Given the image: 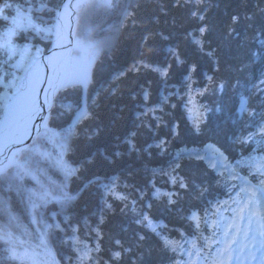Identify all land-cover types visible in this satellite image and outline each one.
Segmentation results:
<instances>
[{
    "label": "trees",
    "instance_id": "trees-1",
    "mask_svg": "<svg viewBox=\"0 0 264 264\" xmlns=\"http://www.w3.org/2000/svg\"><path fill=\"white\" fill-rule=\"evenodd\" d=\"M61 1L5 0L12 7L0 13L9 18H0V33L17 17V6L22 16L31 15L40 28L51 29L56 12L49 9ZM129 1L113 0L110 9L86 4L76 11L75 44L85 39L95 49L91 81L84 91L69 86L58 92L44 122L51 134L48 139L37 137L43 144L40 149L59 155L75 171L62 181L57 170L36 158L34 163L29 156L26 168L35 177L33 182L0 180V264H55L26 225L30 212L13 210L23 188L35 192L36 198L42 189L49 193L47 203L37 199L59 264H79L74 236L80 241L75 247L92 249L91 260L83 264H162L153 236L145 242L136 239L137 232L144 230V222L137 221L148 214L145 203L156 196L174 201L176 205L165 210L168 223L179 227L190 207L199 209L204 203L206 208L208 201L226 199L224 182L201 158L184 157L183 152L194 154L211 143L226 155L229 164L243 171L250 166L256 146L252 137L242 141L248 133L254 142L257 133L264 139L259 132L264 126V92L252 87L264 73V57L260 56L264 46L258 42L264 39V0ZM201 15L204 20L199 19ZM119 16H123L121 21ZM233 17H237L235 22ZM78 26L83 27V39ZM201 26H207L203 36ZM12 41L28 53L9 60L0 51V77H6L0 82V97L11 96L14 89L5 87L7 81L18 85L31 58L46 52L49 35L43 37L28 29L18 31ZM165 69L167 74L162 75ZM241 96L248 101L242 117L237 109ZM67 106L72 107L71 112L66 111ZM78 106L87 118L75 123ZM187 113L196 115L191 124ZM70 127L63 155L56 153L53 142L56 139L58 146L65 145ZM22 157L20 153L18 160ZM9 171L14 175L15 169ZM46 177L48 185L61 184L64 190H49ZM181 182L186 187H180ZM65 192L74 199L63 201ZM10 249L18 259L11 258ZM117 251L121 253L118 259L113 257Z\"/></svg>",
    "mask_w": 264,
    "mask_h": 264
},
{
    "label": "snow or ice",
    "instance_id": "snow-or-ice-1",
    "mask_svg": "<svg viewBox=\"0 0 264 264\" xmlns=\"http://www.w3.org/2000/svg\"><path fill=\"white\" fill-rule=\"evenodd\" d=\"M200 0H197V3H199ZM87 4V7H99V8H105L110 9L114 7L113 0H78V3L75 5H63L64 8L73 7L76 9H84ZM12 5L5 2V0H0V13L3 12L4 8H11ZM31 7V5H29ZM41 7H45V5H41ZM61 5H56L55 9H49L50 11L56 12V25L54 26L56 29L57 35L60 34V26L61 21L63 19V16L65 13H62L59 11ZM193 16H196L197 13L193 12ZM5 21H8V16L2 15L0 16ZM200 20H204V16H199ZM237 20V17H233V21L235 22ZM28 29H31L32 31L39 34L40 32H50L51 29H43L40 28L36 23L33 22V19L31 15H24L22 16L20 12V6H17V17H13L10 21L9 26L0 33V51H3L7 54L8 59L11 60L16 55L26 56L28 53L27 49L21 50L16 47V45L12 41V37L17 34L18 31H26ZM207 31V26H201L199 28V32L203 36L205 32ZM258 42L264 46V39H259ZM195 43L200 44L201 42L199 40H196ZM39 51V50H37ZM92 54L94 55L95 49L90 50ZM208 55H212L211 52L208 53ZM255 56L256 53H253ZM33 62H35V58H31ZM145 67H149V65H144ZM153 71H158L159 69L153 68ZM167 74V69H165L162 72V75ZM6 79V77H0V82H3ZM62 83L66 84H81L86 85L89 82L88 78V68H80L77 72L73 73L70 77L67 78H61ZM51 83V82H50ZM5 87L14 89L15 91L11 96H8L7 94L0 97V106L3 108V112L0 113V155H4L6 151H11L13 146L22 143V138L29 132V121L33 118V116L38 115L36 112V108L40 107L41 110H43L44 107H50L51 101L50 98L46 95L44 105L38 106L33 99V87L31 80H29L27 83H21L17 85L15 81L9 80L7 81ZM252 87L258 91V92H264V79H260L256 84H253ZM145 98H147V93H145ZM248 101L244 96L240 97V105H239V111L241 113L247 112ZM67 112L72 111L71 106L66 107ZM87 118V116L84 115V109L77 107V115L75 118V123H79L81 119ZM43 120L44 117H41ZM75 124H73L72 127H74ZM72 131V128L68 130L67 135H70ZM260 133H264V126H261L259 128ZM67 137H65L66 139ZM248 139H251V135L247 138H245L242 142H247ZM164 142L161 141V144ZM20 152L19 149H16L15 152L12 153V156L7 157V163H5L3 160H0V179H5L8 177H11L13 179H22L25 176L31 175L28 168H26L24 165L17 162V155ZM179 165H177L178 167ZM215 167V165H213ZM10 169H15L14 175L9 171ZM257 171H259L262 175H264V164L260 165L257 168ZM67 174L71 175L73 174V170H67ZM235 178V177H233ZM35 179V177H33ZM176 180L173 178V183H175ZM180 187H186V185L181 182ZM242 192H247L249 189L242 188ZM257 191L260 192V197H256L255 193H253V198H251L249 201L244 202L245 205H256L260 207V213H259V220H257V224L259 225V231L258 235L256 232H253L252 239L255 241L259 238V245L255 247L253 250H251V255L253 259H257V254L259 255L260 264H264V205L260 204V201L264 199V181L261 182V185L257 188ZM35 194H30L29 200L32 203L33 209L37 206L35 204V201L33 200V196ZM49 196V193L44 192L42 193L38 199L47 200ZM122 199L124 197H121ZM61 199L65 202L71 201L74 199L73 196L69 195L68 193H62ZM171 203V200L169 201ZM0 204H3V202H0ZM240 212L244 211V207H240ZM249 211L251 215L249 216V222H252V217L257 215V213L252 212L251 207H249ZM193 218H195V214H193ZM144 221H147V226L151 227L152 222L149 219V217L145 214L142 221H137V223H143ZM58 227V226H57ZM155 231V229H152ZM75 231V229H74ZM224 239L222 241H218V243H222L226 245V247L222 250L224 255H227L230 251H238L234 246L236 245V240H228V237L230 233L228 231L224 232ZM143 239V237H141ZM72 242L74 245V250L77 253V260L79 264H83L85 260H91V252L92 249H89L87 245H84L83 248L75 247L80 243L77 237L72 238ZM117 245H120V241H116ZM170 242L166 241L165 246H169ZM96 251H99V247L95 249ZM175 250V249H173ZM10 255L12 259H18L17 253L15 250L10 249ZM121 256V253L119 251L113 253L114 258H119Z\"/></svg>",
    "mask_w": 264,
    "mask_h": 264
},
{
    "label": "bare ground",
    "instance_id": "bare-ground-1",
    "mask_svg": "<svg viewBox=\"0 0 264 264\" xmlns=\"http://www.w3.org/2000/svg\"><path fill=\"white\" fill-rule=\"evenodd\" d=\"M72 3L73 2L71 0H66L63 5H65V4L72 5ZM59 11L62 13H65V15L63 16V19L61 21L60 34L57 35L56 29L54 27V34H53V38H52V48H50V50H49V47H48L47 48L49 50L48 53L46 55H44V57L41 59L42 60V68H40V82L44 83V84H43V88L40 92V97H39L40 101H38V103H36L38 106L44 105L46 95L50 98L51 102H52V100L55 99V94H57V92H59L58 89L64 85H66V83L61 82V78L69 77V73H70L69 71H70L72 51L71 50L68 51V49L66 47V43L68 40V35H69L70 30L74 31V36H75V31H76L75 26H76L77 17L74 16V14L72 12V7H69L66 9L62 6V8L59 9ZM55 20H56V18H55ZM31 67L32 66L29 65L26 68L25 79L27 78L28 74L33 70V68L31 69ZM30 69H31V71L29 73H27ZM48 109H49V107L43 108L44 112H47ZM39 110L43 111V110H41L40 107H37L36 112L38 113V115H39ZM38 115L33 116V118L29 121V132L22 138L23 142L14 145L12 150L6 151L4 153V155H0V160H3L5 163H7L6 158L12 156V153L15 152L16 149L21 148L23 146L24 142L28 139L31 131L36 127V125L38 123ZM43 116L45 117L46 114L44 113ZM59 148L63 149L64 144H60ZM38 151H40L41 154L46 153L45 151H43V149H38ZM45 155H47V154H45ZM51 155L49 153L47 155V159L50 162L48 165H50L52 168L57 170L58 174L62 178V181L66 180L68 177L67 170L70 169L69 165L67 163H65L63 161V159L59 157V155L58 156H55V155L51 156ZM220 157H222V156L219 154L217 156V159H219ZM208 164H211V162H209ZM29 171H30V169H29ZM47 178H49V177L44 178V183L46 182L45 184L48 186V189L50 188L49 190L55 191L59 188V190H57L56 193H61L64 190V188L62 187L61 184H59V185L52 184V186L48 185L50 179H47ZM3 181H4V183H7L5 179H3ZM10 183L12 184V182H10ZM52 187H53V189H51ZM38 188L41 189L40 187H38ZM20 191H21V199L19 202L24 207L25 211H29L30 213H32V211H33L35 213V211L38 210V206L42 209L40 201L34 196H33V200L35 201V204L38 206L35 207L34 209L31 207L32 204L29 200V196H30V194H35V192L31 193L24 188L20 189ZM41 192L44 193L45 191L42 189ZM46 192H48V191L46 190ZM48 199L49 198H47V200H43V203L44 204L47 203ZM39 219H40L39 216H37L35 218V222L32 221V223L26 224V225H28L30 230H34V232L36 234V238L39 241H42L43 243L48 242V244H49L50 239L48 238V231L46 229H44V227L41 225L42 222ZM14 223L20 224L21 226L25 225L24 223H22L18 220H14ZM20 225H16L14 227L17 228ZM245 233H243V234H245ZM212 235H217V233H212ZM168 253L171 257L174 255L173 251L169 247L162 249L161 254L163 257H167ZM56 255L57 254H54V256H56Z\"/></svg>",
    "mask_w": 264,
    "mask_h": 264
},
{
    "label": "rangeland",
    "instance_id": "rangeland-1",
    "mask_svg": "<svg viewBox=\"0 0 264 264\" xmlns=\"http://www.w3.org/2000/svg\"><path fill=\"white\" fill-rule=\"evenodd\" d=\"M126 1V3H127V0H125ZM131 1V0H130ZM129 1V2H130ZM78 3V0L76 1V3L75 4H77ZM121 5L123 4V2H121L120 3ZM123 7V6H122ZM76 11L78 12L79 11V9H76ZM124 14H126V13H124ZM119 18H120V21L122 20V18H123V16H119ZM55 19V18H54ZM79 27V26H78ZM80 28V34H82L83 32H84V30H83V27H79ZM51 32L52 31H50L49 33L48 32H41V35L43 36V37H48V35H49V39H50V35H51ZM114 31H111V34L113 33ZM81 37H82V39L84 38V33L81 35ZM77 47L78 49H76L75 47ZM73 48L75 49L74 51H73V53H72V55H71V58H72V60H71V64H70V73H69V77L73 74V73H75V72H77L80 68H88V78H89V82L86 84V85H81V84H78V83H75V84H67V86L65 87V88H68L69 86H73V87H79V88H81L83 91L86 89V87H88V85H89V83H90V81H91V77H92V69H93V64H94V61H93V54H92V52L90 51L91 49V45L90 44H87V40H85V39H83V42H82V44H80V45H76L75 44V41H74V44H73ZM35 62H31V63H29V65L30 66H33V70L28 74V76H27V78L26 79H23V76L26 74V72H24V73H21V75H19L21 78V80L19 81V83H18V85L19 84H21V83H27L29 80H31V83H32V87H33V89H34V91H33V99L35 100V102L37 101V99H38V93H39V90H40V86H41V82H40V63H41V55H36L35 57ZM16 61H17V59H16ZM15 61V62H16ZM17 69H19V67L17 68ZM64 88V89H65ZM63 89V90H64ZM15 90H13V92H14ZM13 92H12V94H13ZM11 94V95H12ZM0 104H2V103H0ZM3 112V108H2V106H0V113H2ZM198 112H195V114H197ZM187 116H188V114H187ZM194 116H196V115H193V116H191L190 115V117H194ZM197 116H201V112H199L198 114H197ZM46 117H47V115H46ZM45 123H46V120H45ZM45 124H43L42 123V125H41V130H40V132H39V136L38 137H40V138H44V137H46V139H48V135L49 134H51V132L48 130V129H46V127L44 126ZM43 130L45 131V132H43ZM45 133V134H44ZM44 137H43V136ZM59 135V134H58ZM55 136H57V133L55 134ZM51 138H53V136H51ZM69 138H70V135H68V137H67V140H66V142H65V145H64V148L63 149H60L59 148V146H58V143H57V141H56V139H55V141L53 142V145L55 146V147H53V150L55 151L56 150V153L57 152H60L62 155H63V151L65 150V147H66V143H67V141L69 140ZM65 141V140H64ZM61 144H63V143H61ZM42 143L36 138V139H34L28 146H27V148H26V150L25 151H28L29 152V154L30 155H28V154H25L24 152H22L23 153V157H22V159L19 161L18 160V158L20 157V154L18 155V157H17V162L19 161V163L20 164H22V165H24L25 167L26 166H28V164L30 163V157L29 156H32L33 157V159H34V163H36V162H38L39 160L41 161V163L43 162L44 164H49V162H48V160H46V158H47V155H48V152H51V151H48V152H46V153H43V154H41V152L40 151H38V149H40L41 147H42ZM203 150L201 151V152H198V153H201L202 154V156H203V158L202 157H200V156H196V155H198V153L196 154V155H194V157L195 158H201L202 160L203 159H209L210 158V161H211V164L212 165H215V164H217V161H218V164H222L223 163V160H224V156L222 155V153H220V151L217 149V147L215 146V145H213V144H211V143H208V144H206L203 148H202ZM45 154H47V155H45ZM183 154H184V157H189L190 155H191V152H189V151H186V152H183ZM182 154V155H183ZM221 155L222 157H220L219 159H217V156L218 155ZM51 155V154H50ZM181 155V156H182ZM40 156V157H39ZM51 156H53V155H51ZM178 157V156H177ZM35 158H36V162H35ZM214 160H213V159ZM20 159V158H19ZM212 161H216L214 164H213V162ZM33 163V164H34ZM214 167V166H213ZM216 167V166H215ZM214 167V168H215ZM71 170H74L75 171V169L73 168H71ZM25 179H28L29 180V182H33V178L31 177V176H26V177H24ZM5 179H8V181H10L12 178L11 177H8V178H5ZM1 180V179H0ZM0 183H3L2 181H0ZM6 189H8V190H10L11 191V189L10 188H6ZM20 193V192H19ZM21 194V193H20ZM20 196V195H19ZM18 196V197H19ZM31 207H32V205H31ZM33 208V207H32ZM13 210H15L16 211V213H20V211H23L24 210V208H23V206L20 204V202L19 203H17V206L13 209ZM35 211V210H34ZM40 215V212H39V209L37 210V211H35V216L33 217L32 216V220H33V218H34V222H35V218L37 217V216H39ZM39 220L40 221H42V218L43 217H41V215L39 216ZM34 231V230H33ZM36 252H38V250H36Z\"/></svg>",
    "mask_w": 264,
    "mask_h": 264
},
{
    "label": "water",
    "instance_id": "water-1",
    "mask_svg": "<svg viewBox=\"0 0 264 264\" xmlns=\"http://www.w3.org/2000/svg\"><path fill=\"white\" fill-rule=\"evenodd\" d=\"M65 1H66V0H63V2L61 3V7H60V9L62 8V6H63V4L65 3ZM71 1L74 2L75 0H71ZM72 12H73L74 16L76 17V14L74 13L73 10H72ZM55 25H56V20H55ZM53 34H54V33H53ZM73 37H74V31L70 30V31H69V35H68V40H67V43H66V47H67L68 51L71 50L72 42H73ZM50 48H52V40H51ZM50 48H49V50H50ZM49 50H48V51H49ZM48 51L46 52V54L48 53ZM46 54H45V55H46ZM43 57H44V55L42 56V58H43ZM42 58H41V59H42ZM32 68H33V66L31 67V69H32ZM40 68H42V60H41ZM31 69H30L27 73H29V72L31 71ZM43 84H44V83H42V85H41L40 92H41V90H42V88H43ZM40 92H39V96H38V99H37V102H36V103H38V101H40V99H39V97H40ZM51 105H52V104H51ZM50 108H51V106L49 107V109L47 110V112L50 110ZM42 112H43V113H42ZM47 112H44V110H43V111H40V110H39L38 123H37L36 127L31 131V133H30L28 139L24 142V144H23V146H22L21 148L25 147V146L30 142V140H31L32 138H34V137L37 135V133H38L39 130H40V125H41V123H42V121H43V120L41 119V117H44V116H43L44 113L46 114ZM21 148H18V149L20 150Z\"/></svg>",
    "mask_w": 264,
    "mask_h": 264
}]
</instances>
